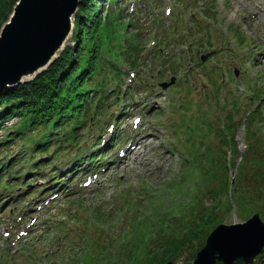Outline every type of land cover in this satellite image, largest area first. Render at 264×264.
I'll return each mask as SVG.
<instances>
[{
    "label": "rangeland",
    "instance_id": "rangeland-1",
    "mask_svg": "<svg viewBox=\"0 0 264 264\" xmlns=\"http://www.w3.org/2000/svg\"><path fill=\"white\" fill-rule=\"evenodd\" d=\"M204 1L206 2L207 0H186L185 4H181L180 7L176 6L180 11V15L175 20L171 41H173L175 33L185 37L183 42L175 46L174 50L176 52L184 49L183 43L190 44L196 41L198 36L201 42V39H206L208 35L213 45L215 44L224 49L233 46L237 50L238 45L243 42L244 36L239 30L234 29L236 26L240 27L241 31H245L252 42H257L262 46V43H264V28L260 27V18L253 20L252 16L246 13H256L250 9L247 5L248 3L245 4L242 0H209L205 6L211 5L213 12H209V14L214 17L206 19L202 16L200 10L204 6ZM108 9L104 8L102 10L100 8L103 20L106 18ZM128 9L129 4L126 2V11ZM244 9H246V12ZM77 11L72 15L71 23L73 27L70 29L66 40L62 42L58 55L69 44L77 46V42L74 41V18ZM159 11L160 9L154 11L151 15L144 14V18L142 16L141 19L146 18V20L137 19L136 25H130L131 31H134L133 33L137 32L139 28V31L143 35V44L145 43L146 46H148L152 38L151 31L153 26L159 21L158 18H160V16L157 18L156 14L162 13ZM125 14L127 13L125 12ZM198 17L201 18L198 19ZM247 17H250V19L247 20ZM126 18L127 20L131 19L129 17ZM187 19H190V22H196L200 27L198 35L194 34L193 41H191L190 37L187 38V32L185 31L189 29V32L192 34L194 30L183 27L185 22L188 26ZM242 20H244L243 25H239V21ZM208 21L210 22V28L209 31H205L203 27H205V23L207 24ZM212 46L210 45L207 51L214 49ZM190 47L191 53L194 55V61L197 64V67L192 70L191 84L194 87V95L192 97L193 91L190 85L186 83L183 91L180 92L183 96L180 103L189 111L190 116H188L187 121L196 129L194 130V135H198V141L201 142L198 152H203L204 158L201 160V163L195 160L190 167H184L182 165L186 155L184 154V147L180 148V153L179 149L172 148L171 142L174 141L177 145H180L182 138L179 136L184 134L183 132L177 133L172 123L174 121L177 123V120L186 117L183 114L178 115L176 108H179V105L175 102L176 97L174 99L171 98L172 101H170V96L175 95L172 89H169L167 93L166 90L162 89L165 92L158 95L159 99H157L156 104L152 108L151 106L144 108L145 112L148 114L149 110L150 114H142L144 126L142 127V131L136 132L133 131V118L141 115L137 108H142L143 105L135 107L133 111L137 110L138 112H131L130 115L126 116L121 123V127L128 133L131 130L133 131L129 135L130 138L137 139L138 137L146 139V137H149V139L141 145L138 152L131 155L130 158L125 159L126 161L123 164H127V166L122 165L117 167L118 165L114 163L110 170L108 169L106 172L108 173V178L113 181L107 183L105 185L106 188L102 192L96 191L95 202L98 204L102 200L106 213H108L107 210L113 208V201H116L117 207L114 213L107 215L99 210V214H94L91 208L82 206L80 210L85 215H89V222H86L85 219L83 221L80 216H74V223H84L83 230L87 234L85 237L88 239L86 243L91 248L90 250H83L78 246L74 253V264H167L168 262L173 264H193L198 250L205 246L208 236L219 225H231L243 222L251 218L256 212L260 213L264 220V209L261 207L264 204V111L263 115L260 110L253 114L251 127L245 125L243 120H241L236 131L237 150L234 152V155L231 153L229 144L224 145L221 143L225 134H231L229 124L234 122L238 117L237 121H239L241 119L240 116L245 111H252L254 109L255 106H252L251 103L253 100L251 98L248 100L246 93L241 91V88L246 87L252 92L251 87L253 82L245 75L241 81H236L229 75L227 64L231 61V58L226 51L224 52V60L218 63L220 70L212 65L205 67L207 79L204 80L202 76H199L201 71L199 66L202 64L199 56L201 57V53L205 52V50L201 51L200 46L198 48L195 46ZM217 52L210 53L205 62L209 64L213 63V54L218 55L221 51ZM178 55V53L175 54L176 57ZM217 58H220V55ZM244 58L245 66H248L249 76L258 83H263L264 69H262V72H259L260 69L250 63L249 54H246ZM181 60L182 64L177 72L180 79L178 83L181 81L183 83V70L189 67L185 53L181 55ZM236 60L238 59L236 58ZM122 65H125V63L122 62ZM152 67H154V63L146 65L143 70V74L149 75L147 80L152 85L159 84L156 82V77L162 80L168 78L167 73L163 76H157L156 71L150 72ZM135 90L136 87L132 89L133 94L128 99L130 101L128 105L131 107L129 110H132L133 103H139V98L145 101V98L149 94L147 91L136 94ZM243 101L245 106L240 108ZM159 107L163 109V114L155 113L152 116ZM215 110L220 111V120H218V111L215 112ZM229 111L232 113L230 117H228ZM21 124L22 120L20 118H14L9 122L8 126L14 130H30L29 128L24 129ZM101 124H105L104 120L101 121ZM209 125L212 130L209 129ZM220 125L227 126L225 133L219 130ZM121 127H117V130L121 131ZM172 134L176 136L173 137ZM189 136L191 135H187V137ZM87 137L89 138L90 136L88 135ZM187 137L185 138L187 139ZM1 139H4V137ZM36 144L34 143V145ZM195 147L193 146L192 148L195 149ZM29 149L32 150V147ZM65 151H68V148ZM244 154H246V157L242 163ZM188 168L191 176L187 175L188 188L186 192L181 193L183 190L181 189L175 193L177 186L170 189L167 184L176 183L181 180L182 175ZM64 169L66 170L68 167ZM47 171L49 173H46L45 176L48 178L52 172L51 170ZM104 174L103 178L105 179ZM24 177H26V174H24ZM101 181L102 177L99 176L96 182L102 185L103 182ZM140 182L144 183L143 191L135 198L131 193L139 191ZM35 183V185H39V181ZM71 187L75 194L72 195L73 198L82 200V197L87 195L86 189L84 190V194H82L83 192L78 190L76 183L72 184ZM34 188L26 191L29 192ZM100 188L101 186L97 189L100 190ZM145 189V194H143ZM163 190L165 192L163 198L164 206L161 204L160 198ZM209 190L212 192L209 193ZM126 192L130 197L126 196L121 199L120 197ZM173 193L175 194L173 195ZM98 195H101V198H97ZM190 195H193L192 197L196 200H191ZM26 197L22 198L23 200L18 203V208H15V210H19L20 212L25 207ZM86 197L88 198V195ZM24 200L26 201L23 202ZM54 205L57 206L50 209L51 220L58 222L65 216L61 212L63 202L55 203ZM59 205H61V208ZM65 208L66 206L63 207V209ZM191 209L192 211L190 212ZM169 210L170 214H167L166 212ZM11 213L14 215L13 211ZM13 215L8 214L7 216L13 220L15 219ZM46 216L47 212L42 214L35 234H31L25 242L27 246H30L36 240L35 237L43 236V242H40L41 244L37 251L39 255L43 251L53 248V240L56 237L55 224L54 229H51L46 235L40 234L41 229L45 227ZM118 216H122L125 219L122 224L120 220L115 221ZM202 222L206 223L205 226H202ZM197 223L200 224L197 230L198 234L195 236V233H192V229ZM111 225L113 227L112 230ZM4 229H7L6 223L1 228V230ZM91 236L96 237V240H92ZM189 236L191 237L190 240L186 239ZM182 239L187 241L181 244L179 242ZM17 245L11 244L9 237L0 233V249L3 250L11 247V252H13ZM54 262L55 259L51 263L54 264ZM253 264H264V255L257 258Z\"/></svg>",
    "mask_w": 264,
    "mask_h": 264
},
{
    "label": "trees",
    "instance_id": "trees-1",
    "mask_svg": "<svg viewBox=\"0 0 264 264\" xmlns=\"http://www.w3.org/2000/svg\"><path fill=\"white\" fill-rule=\"evenodd\" d=\"M18 1L0 0V31ZM103 1H80L74 18V41L77 46L67 45L59 56L33 79L0 90V126L13 117L20 118L21 126L30 130L20 129L16 136L21 134L22 139L32 141V153L47 152L55 135H60L64 142H68L70 137L75 138L82 126L80 119L84 117L80 118V115L88 113L89 104L98 94L106 100L107 82L113 73L120 77L121 71L116 63L121 59L133 66L138 63L137 46L141 34L136 33L134 42L130 43L127 49H123L125 47L122 48L119 32L123 19L108 13L103 20L100 11ZM90 93L94 94L93 97H90ZM86 122L83 121V125ZM30 131L39 132L35 135L37 139ZM11 140L9 138L7 142ZM5 142L0 141V145H5ZM225 144H229L233 152L237 150L236 144L227 139ZM30 145H26L22 156L27 154V146ZM2 164L0 162V165ZM1 168L4 169V166ZM261 207L264 209V204ZM199 224L192 229L195 236L198 234ZM201 224L205 226L206 223ZM190 238L189 236L186 239ZM186 241L182 239L179 243Z\"/></svg>",
    "mask_w": 264,
    "mask_h": 264
},
{
    "label": "water",
    "instance_id": "water-1",
    "mask_svg": "<svg viewBox=\"0 0 264 264\" xmlns=\"http://www.w3.org/2000/svg\"><path fill=\"white\" fill-rule=\"evenodd\" d=\"M79 3L76 5L75 0H19L16 3L0 31V89L45 59L62 41ZM26 81L19 80L13 86ZM263 250L264 221L256 213L245 222L216 227L194 264H234L238 259L253 263Z\"/></svg>",
    "mask_w": 264,
    "mask_h": 264
},
{
    "label": "bare ground",
    "instance_id": "bare-ground-1",
    "mask_svg": "<svg viewBox=\"0 0 264 264\" xmlns=\"http://www.w3.org/2000/svg\"><path fill=\"white\" fill-rule=\"evenodd\" d=\"M76 1V5L79 3L80 0H75ZM76 5L74 7V9H76ZM72 16H71V21H72ZM72 23L70 22L68 29L65 31L64 36L62 37V41H60L58 43V45H56L52 50H50V52L48 53L47 57L45 59H43L42 61L34 64L33 66L25 69L24 71H22L18 77V79L13 80L11 82H7L5 85L7 87H13V85H15L19 80L20 81H26V80H30L32 77H34L36 74H38L39 72H42L50 63V61H52L56 55H58L60 48L62 47V42L64 40H66V38L68 37L69 33H70V29L72 28ZM1 37V35H0ZM6 87H2L1 89H4ZM148 140V139H147ZM146 142V141H145Z\"/></svg>",
    "mask_w": 264,
    "mask_h": 264
}]
</instances>
